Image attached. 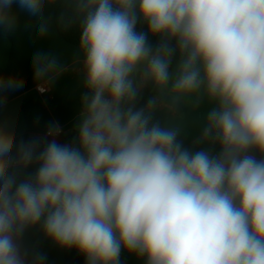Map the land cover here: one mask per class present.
Returning a JSON list of instances; mask_svg holds the SVG:
<instances>
[{"label": "clouds", "instance_id": "obj_1", "mask_svg": "<svg viewBox=\"0 0 264 264\" xmlns=\"http://www.w3.org/2000/svg\"><path fill=\"white\" fill-rule=\"evenodd\" d=\"M22 18L78 31L82 91L69 142L0 124V264L37 226L86 264H264V0H0V30ZM32 68L66 71L44 50Z\"/></svg>", "mask_w": 264, "mask_h": 264}, {"label": "crops", "instance_id": "obj_2", "mask_svg": "<svg viewBox=\"0 0 264 264\" xmlns=\"http://www.w3.org/2000/svg\"><path fill=\"white\" fill-rule=\"evenodd\" d=\"M22 27L14 35L0 30V73L14 75L23 80V87L0 92V124H7L16 132V142L34 138H44L49 125L58 123L63 134L56 137L60 143L72 139L74 112L79 105L82 91L77 55L78 46L68 44L53 30L44 38L39 37L33 28ZM38 50L52 51L66 65V71L54 85L34 82L32 56ZM47 86L46 94H39L36 87ZM189 129L194 136L198 131L199 118L196 113L188 116ZM190 146V145H187ZM31 171V169L29 170ZM21 249L27 253L26 264L32 257L44 256L43 264H62L63 249L47 239L39 226L27 230L20 241ZM121 264H145L144 259L122 251Z\"/></svg>", "mask_w": 264, "mask_h": 264}, {"label": "trees", "instance_id": "obj_3", "mask_svg": "<svg viewBox=\"0 0 264 264\" xmlns=\"http://www.w3.org/2000/svg\"><path fill=\"white\" fill-rule=\"evenodd\" d=\"M58 34L66 41L68 44L73 46H78L79 33L77 30L72 29L68 31H62L56 29ZM71 139L67 140V142ZM62 264H86L85 257L79 254L75 249H63V262Z\"/></svg>", "mask_w": 264, "mask_h": 264}, {"label": "built area", "instance_id": "obj_4", "mask_svg": "<svg viewBox=\"0 0 264 264\" xmlns=\"http://www.w3.org/2000/svg\"><path fill=\"white\" fill-rule=\"evenodd\" d=\"M36 90L39 94L43 95L47 93V86L45 84H40L36 87ZM63 130L61 131V134L59 136H61L63 134ZM57 136V137H59Z\"/></svg>", "mask_w": 264, "mask_h": 264}]
</instances>
